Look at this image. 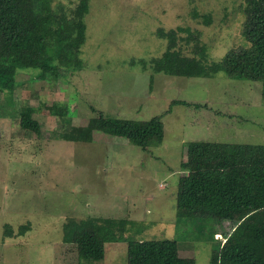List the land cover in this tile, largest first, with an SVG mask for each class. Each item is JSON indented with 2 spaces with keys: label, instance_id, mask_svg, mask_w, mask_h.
<instances>
[{
  "label": "rangeland",
  "instance_id": "1",
  "mask_svg": "<svg viewBox=\"0 0 264 264\" xmlns=\"http://www.w3.org/2000/svg\"><path fill=\"white\" fill-rule=\"evenodd\" d=\"M76 1L52 4L72 7ZM242 2L89 0L80 70L55 83L37 80L36 71L16 70L13 93L0 94V264H79L75 247L62 242L61 226L67 218L86 217L133 221L127 236L134 240L174 239L181 257L209 264L211 245L201 238L213 223H176L179 165L189 142L264 145L260 85L222 73L156 74L150 60L167 47L159 29L198 33L208 63L245 45ZM176 43L189 55L191 44ZM23 106L33 109L41 134L20 129ZM63 106L68 115H57ZM97 111L136 121L159 116L162 143L146 152L101 133L88 143L59 138ZM4 225L11 237L4 236ZM26 225L29 230L18 235ZM231 229L227 222L214 226V239L222 242ZM93 264H126V241L105 244L104 258Z\"/></svg>",
  "mask_w": 264,
  "mask_h": 264
},
{
  "label": "trees",
  "instance_id": "2",
  "mask_svg": "<svg viewBox=\"0 0 264 264\" xmlns=\"http://www.w3.org/2000/svg\"><path fill=\"white\" fill-rule=\"evenodd\" d=\"M241 9L245 45L208 63L198 33L180 27L167 32L159 29L157 35L167 40V47L159 58L150 60L152 72L185 78H212L222 73L228 79L259 83L264 100V0H243ZM88 11L89 0H77L72 7L53 6L52 0H0V94L13 93L20 68L36 71L37 80L49 83L80 70ZM177 40L185 47L191 44L189 55L175 49ZM67 112L64 106L56 111L59 116H67ZM32 115L29 106L20 107L18 125L39 135L40 124ZM95 133L123 137L147 152L162 143L164 128L159 116L136 121L97 111L85 125L59 138L88 143ZM184 158L174 194L176 223H213L201 238L211 245L209 264H264V145L189 142ZM224 222L232 229L220 242L214 239V226ZM134 225L124 219L67 218L61 226L62 242L75 247L79 264L101 261L105 244L124 240L126 264H195L193 258L180 256L174 239L134 240L127 236ZM28 230V225L20 226L18 235ZM3 233L11 237L13 232L4 225Z\"/></svg>",
  "mask_w": 264,
  "mask_h": 264
}]
</instances>
